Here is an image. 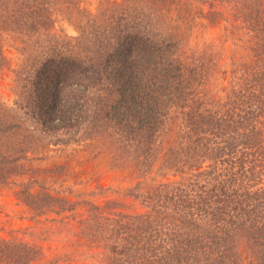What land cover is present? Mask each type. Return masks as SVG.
Returning <instances> with one entry per match:
<instances>
[{
  "label": "trees",
  "instance_id": "obj_1",
  "mask_svg": "<svg viewBox=\"0 0 264 264\" xmlns=\"http://www.w3.org/2000/svg\"><path fill=\"white\" fill-rule=\"evenodd\" d=\"M125 1L89 15L71 36L52 32L54 0H0V69L2 32L29 47L14 104L0 101V187L25 172L36 148L105 136L141 175L164 155L183 179L131 189L146 209L138 214L104 216L91 200L29 187L19 192L26 204L37 213L84 205L83 234L103 240L110 264H244L246 250L264 264V0L208 2L212 23L220 5L249 31L248 57L234 60L224 97L209 88L214 52L183 49L161 30L157 3L171 0ZM42 254L41 245L0 238L2 264Z\"/></svg>",
  "mask_w": 264,
  "mask_h": 264
},
{
  "label": "rangeland",
  "instance_id": "obj_2",
  "mask_svg": "<svg viewBox=\"0 0 264 264\" xmlns=\"http://www.w3.org/2000/svg\"><path fill=\"white\" fill-rule=\"evenodd\" d=\"M112 1L54 0L52 32L78 36L84 20L91 14H100ZM130 1L132 5L137 2ZM204 1L157 3L163 7L161 30L166 35L179 37L183 49L214 52L218 68L209 88L216 97H224L234 60L248 57L249 31L238 23L229 9L220 5H216L217 12L213 15L216 21L212 23L210 0ZM1 35L7 62L0 69V101L12 105L16 100V70L25 60L29 47L14 32H2ZM175 137V132L166 136L165 150L172 146ZM113 147L109 138L96 136L69 144H47L31 151L22 160L26 165L25 172L0 187V238L22 239L41 245L43 254L33 264H110L103 240L91 242L83 234L82 226L89 220L84 205L71 210L37 213L19 192L29 187L69 200H91L102 207L104 216L119 212L138 214L146 209L144 203L130 193L131 189L141 183L140 192H143L162 182L183 179L181 172L162 165L164 155L151 172L141 175L134 160L125 162L118 154L121 150ZM108 201L117 204L111 207ZM243 254L244 264H256L251 252L246 250Z\"/></svg>",
  "mask_w": 264,
  "mask_h": 264
}]
</instances>
